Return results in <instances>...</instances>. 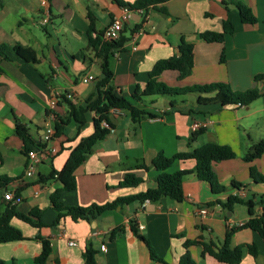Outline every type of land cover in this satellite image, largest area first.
Returning a JSON list of instances; mask_svg holds the SVG:
<instances>
[{"label":"crops","instance_id":"1","mask_svg":"<svg viewBox=\"0 0 264 264\" xmlns=\"http://www.w3.org/2000/svg\"><path fill=\"white\" fill-rule=\"evenodd\" d=\"M235 1L251 7L257 17L255 24L243 23L231 0H168L147 12H133L122 31L124 45L111 58L114 91L131 97L137 84L143 86L148 81V73L158 60L179 52L182 37L194 44L192 73L180 78L178 70H165L160 80L177 87L225 82L234 90H264V81L254 79L264 71V0ZM161 6L166 7L167 14L159 10ZM120 10L114 0H3L0 6V44L31 47L37 54L36 63L25 62L14 52H8L10 60H0V176L13 178L0 187V213L8 202L4 192L19 191L23 201L15 204L17 209L29 213L41 208L45 223L37 228L12 218L11 223L27 238L0 243V260L5 264H38L35 259L42 250V241L37 234L51 241L52 252L46 264H85L83 253L89 245L97 251V264H166L153 258L148 245L132 232L131 219L137 222L158 256L168 264H179L187 250L186 240L201 239L220 246L229 223L244 224L249 220L246 204H235L233 211H229L217 200H226L231 194L257 202L264 197V183L255 182L250 176L252 166L264 174V153L251 161L243 158L253 144L264 140V94L249 105L223 108L198 105L197 93L156 95L143 104L160 116L136 123L128 113H118L115 127L95 144L85 162L75 170L77 188L63 191L60 201L87 206L144 191L154 185L159 173L150 167L158 151L172 156L208 142L230 145L236 152L235 158L213 164L227 190L215 194L208 182L193 173L183 181L182 201L169 197L145 203L136 201L105 211L92 221H75L65 216L53 225L57 212L52 208L50 194L62 183L57 178L42 180L40 176L48 175L52 168L62 169L72 149L93 133V114L80 129L74 120L69 122L65 133L53 141L59 152L39 165L32 177L25 173L24 142L16 126L24 125L34 142H38L55 91L72 93L75 103L96 96L101 60L89 46V32L92 25V36H98ZM43 18L47 20L44 26L38 22ZM228 18L236 29L223 42H207L201 37L200 33L207 30L221 31ZM86 75L95 79L85 82ZM53 110L66 115L67 104L58 103ZM196 122L205 131L190 141ZM141 162L149 165V170L137 168ZM195 164V159H177L168 171L193 170ZM128 171L142 177L143 182L132 188L119 186ZM233 181L245 187L235 188ZM205 206H210L211 212L202 215L199 209ZM255 210L262 213L264 204L256 205ZM119 225L125 231L111 240L112 229ZM70 240L77 244L70 245ZM253 242L259 249L258 255L244 247L243 259L238 264H264V239L250 228H238L233 233L232 247ZM188 250L198 264H228L203 255L200 245H191Z\"/></svg>","mask_w":264,"mask_h":264},{"label":"trees","instance_id":"2","mask_svg":"<svg viewBox=\"0 0 264 264\" xmlns=\"http://www.w3.org/2000/svg\"><path fill=\"white\" fill-rule=\"evenodd\" d=\"M114 1L120 6H128L133 12L139 9H144L145 12H147L149 8L157 7L159 4L167 2L168 0H135L132 3L124 0ZM231 1L234 2L239 9L240 18L243 23L255 24L257 22V17L251 7L240 1ZM2 4L3 0H0V6ZM159 10L165 14L168 13L164 6L159 7ZM93 21L94 20H92V22ZM235 29V24L228 18L223 21V29L221 31L207 30L201 32L200 35L207 42H223L227 35L235 32ZM91 31L89 32V46L95 50L96 55L101 60V75L97 79V94L94 98L86 99L81 103H75L72 99L63 95L58 103L64 102L67 104V113L66 115H61L55 111V126L57 130L56 136H61L65 133V129L71 120H74L80 129L88 122L89 114H93L92 120L94 131L91 135L82 138L72 149L70 156L62 169L57 170L52 168L48 175L40 176V179L42 180L57 178L62 183L60 188L50 194L52 208L57 212V218L53 225L58 224L65 216H70L75 221L79 219L92 221L105 211L113 210L136 201L145 203L146 201H158L163 197L182 201L185 197L183 181L188 175L193 173H195L200 180L208 182L213 193L219 194L225 192L227 186L220 182L213 164L214 162L235 158L236 152L230 145L208 142L192 151L178 152L172 156L166 155L162 150L158 151L152 159L150 167L155 168L159 173L154 178V185L149 186L144 191L118 196L114 200L102 204L92 203L87 206L66 205L60 201L63 191L74 190L77 188L75 170L85 162L95 144L104 139L115 127L113 119H115L118 114L117 112H114L115 109H120L128 113L133 122L140 123L144 119L160 116L148 109L147 105L143 104L147 98L156 95L197 93L199 94L197 100L198 105L202 107L223 108L229 105H249L264 94V90H260L256 87L248 88L246 90H234L225 82H212L208 84L177 87L170 86L160 80L159 77L165 70H178L180 78L189 76L192 73L194 67V44L187 41L185 37H182L179 44V52L177 54L158 60L148 73V81L143 86L137 84L131 97L120 96L114 91L111 84L114 76L111 67V58L114 55L115 50L123 47L125 38L121 34L118 40L105 41L102 39L103 32L98 36L93 37ZM8 52H14L18 58L25 62H37V54L31 47H24L18 44H0V60L2 57L10 60L11 57ZM222 60L224 61V53H222ZM1 71L2 69L0 66V72ZM254 79L255 81H264V71L256 74ZM171 105L174 106V102H171ZM49 111L50 110L48 109L47 114ZM104 120L109 123L108 127L102 125ZM16 131L23 139V152L26 155L27 152L37 144V142H34L28 129L24 125L17 124ZM204 131L205 127L194 129L190 141L196 139ZM263 153L264 140H261L253 144L243 158L246 161H251L260 157ZM177 159H195L196 164L194 169H181L174 172L168 171ZM136 167L145 170H149L150 168L149 165L144 162L137 164ZM250 176L255 182L264 183V174L254 166L250 167ZM12 180L13 178L11 177L0 176V187H5ZM142 182V177L136 175L133 171H128L123 180L119 183V186L132 188L139 186ZM232 186L238 189H243L245 187L243 183L236 181L232 182ZM18 192L19 191H17V193ZM7 201L8 202L0 213V243L27 238L19 228L11 223V220L14 217L37 228L45 226L42 219L44 212L43 209L37 207L29 213H23L17 209L12 201ZM216 202L222 207L227 208L229 211H233L235 204H246L250 212L249 220L240 227H229L220 246L202 241L201 239L186 240L184 246L187 250L182 255L179 264H198L188 250V247L191 245L202 246L203 255H211L218 261L228 264H238L242 261L244 247H247L254 256L258 255L259 249L254 242L232 247L231 237L238 228H250L251 230L258 232L264 239V211L258 213L255 210L256 205L264 204V197L257 202L252 199L246 200L238 195L231 194L226 200H217ZM130 228L137 237L142 239L148 245L153 258L168 264L164 258L155 253L148 239L139 231L137 222L134 219L130 220ZM124 231L125 227L123 225L116 226L110 233V239H115ZM179 235L183 236V234ZM37 238L42 241V250L35 260L38 264H46L47 259L52 252L51 241L49 238L43 237L40 234H37ZM96 253L97 251L92 245L87 246L83 253L84 263L97 264L95 257ZM0 264H5V261L0 260Z\"/></svg>","mask_w":264,"mask_h":264},{"label":"built area","instance_id":"3","mask_svg":"<svg viewBox=\"0 0 264 264\" xmlns=\"http://www.w3.org/2000/svg\"><path fill=\"white\" fill-rule=\"evenodd\" d=\"M138 12L144 13V9L137 10ZM133 11L128 6H121V10L118 14H116L109 25L104 29L102 33V39L105 41H114L118 40L122 34L123 28L127 22L130 21ZM39 24L44 26L47 23L46 19H39ZM95 79L93 75H86L83 77V81L87 82L90 80ZM65 95L67 98L72 99L73 95L70 92H63V91H55L50 99V108L49 113L46 115V121L43 129V134L40 141L37 142L36 145L31 148L26 154V168L25 173L27 176L32 177L35 175L36 170L39 165L43 164L46 161H49L55 156L59 149L58 147L53 144L56 136V126H55V111L53 110L54 107L57 106L58 102L62 99V96ZM114 112L122 113L123 111L120 109H115ZM103 126L108 127L109 123L104 120L102 122ZM194 129H198L200 127L199 123L196 122L193 125ZM4 199L12 201L13 204H17L23 201V196L7 190L4 192ZM199 212L202 215H206L211 212L210 206H205L199 209ZM243 223H229V227H240ZM70 245H76L77 241L70 240Z\"/></svg>","mask_w":264,"mask_h":264},{"label":"rangeland","instance_id":"4","mask_svg":"<svg viewBox=\"0 0 264 264\" xmlns=\"http://www.w3.org/2000/svg\"><path fill=\"white\" fill-rule=\"evenodd\" d=\"M159 102V104L161 105L162 103H160V101H158ZM67 128V127H66ZM66 130V129H65Z\"/></svg>","mask_w":264,"mask_h":264},{"label":"water","instance_id":"5","mask_svg":"<svg viewBox=\"0 0 264 264\" xmlns=\"http://www.w3.org/2000/svg\"><path fill=\"white\" fill-rule=\"evenodd\" d=\"M113 121H114V119H113Z\"/></svg>","mask_w":264,"mask_h":264}]
</instances>
